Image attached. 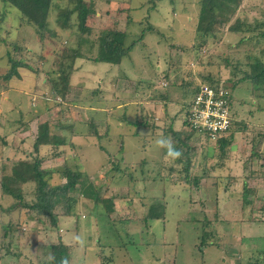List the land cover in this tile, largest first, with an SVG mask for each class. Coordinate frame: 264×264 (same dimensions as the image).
<instances>
[{"label":"rangeland","instance_id":"rangeland-1","mask_svg":"<svg viewBox=\"0 0 264 264\" xmlns=\"http://www.w3.org/2000/svg\"><path fill=\"white\" fill-rule=\"evenodd\" d=\"M114 1L98 2L96 20L89 22L94 24L88 34L90 43H81L84 58L76 60L78 70L72 82L84 87L75 86L68 103L58 105L45 76L52 70V61H56L54 48L59 51L58 61L67 47L76 45L73 33L78 32L77 16L73 18V29L62 30L57 19L59 9H55L50 17L51 28L62 38L47 40L41 50L35 28L25 24L18 31L19 12L9 8L7 20L12 37L20 32L19 37L34 50L26 54L30 64L35 67L41 62L40 53L46 63L37 66L41 80L22 67L21 77L9 81L13 90L7 92L3 106L9 109L4 120L10 121L5 124L0 120V126L5 125V129L0 128V158L8 160L0 162V187L3 172L11 173L19 161L15 159L23 161L22 170L32 168L28 162L37 154L30 152L38 126L46 120L52 135L62 133L61 124L76 121L77 150L65 145L41 147L42 166L59 169L66 161L71 168L91 174L94 187H90L89 197L81 195L76 200L73 215L65 216L56 208L58 230L49 217L34 216L21 204L35 200L34 183L25 186V198L20 201L0 188V264H50L51 245L59 240L70 245L69 264H248L258 260L264 252V110L254 112L252 119L250 110L264 109V90L254 92L245 81L232 90L234 110L250 125L248 131L236 134L232 158L222 167L218 165L225 158L218 145L205 138L197 139L195 164L213 169L210 179L199 184V189H193L191 182L161 178L159 162L164 150L156 147L155 140L161 135L170 136L165 131L170 116L178 114L174 125L176 129L182 127L180 105L173 102L165 109L159 102L163 84H174L168 91L180 102L185 98L182 81L196 76L195 82L202 81L198 71L212 70L232 84L243 77L254 56L264 59V41L257 43L252 38L241 43L244 33L230 32L224 26L209 37L206 48H192L199 0H160L152 11L151 0H132L134 22L129 25L125 15L116 13L118 0ZM3 7L0 0V11ZM106 9L122 17L119 27L127 29L128 43L137 39L150 23L158 29L147 30L130 55L117 64L93 59L101 30L113 27V17L104 14ZM220 13L231 15V23L237 17L248 23H264V0H224ZM201 56L204 64L209 60L212 64L205 68L198 64ZM5 65L0 59L1 70ZM167 71L168 81L163 79ZM87 89L99 92L91 94ZM20 115L29 124L25 130L24 124L18 122ZM90 119L94 121L91 123ZM90 126L100 134H108L101 139L90 136ZM13 129L19 131L11 133ZM69 131L70 128L64 131L67 138ZM63 149L66 159L63 155L47 158ZM199 168L196 171L201 173ZM250 172L254 175L250 176ZM53 173V186L65 182L58 172ZM231 177L238 181H230ZM246 199L250 202L245 204ZM159 200L166 203L165 219L145 220L150 205ZM76 235L84 239L83 247L74 242Z\"/></svg>","mask_w":264,"mask_h":264},{"label":"trees","instance_id":"trees-1","mask_svg":"<svg viewBox=\"0 0 264 264\" xmlns=\"http://www.w3.org/2000/svg\"><path fill=\"white\" fill-rule=\"evenodd\" d=\"M107 1L108 3L114 4V0H2V3L5 7L0 11V59L4 60L6 65L5 68L0 72V93L6 89L11 88L9 81L14 76L20 75V68L32 69L37 77L41 75V66L45 65V57L42 53L39 54L40 63L35 67L30 64L29 59L26 58V54L33 52L34 50L26 45L25 40L20 38L19 35L12 37V28L8 24V16L11 13L9 8H15L19 12V24L16 27L19 31L23 25L29 24L35 28L37 39L41 50H43L48 43L47 40L57 41L62 38L60 33L52 30L51 20L53 11L59 9L57 19L60 22V27L62 30L73 29L74 25V16H77V29L78 32H74L75 39L77 41L75 46L67 47V50L64 51L61 59L57 61V52L58 49L54 48L53 55H56L55 59L52 61L51 68L46 74V84L49 86L50 91L56 97L55 103L63 104L68 103L67 99L72 89L77 86L72 82L73 75L76 72V60L79 58H84L83 53L81 52V46L83 42L90 43V34L94 30V24H89L92 19L96 20V14L98 12V2ZM160 0H151L150 8L151 11L157 8V4ZM174 1V0H171ZM224 0H199V12L197 14V24H196V36L195 44L192 48L201 49L208 46L209 37H213L216 33L223 30L224 26H228V31L230 32H243L244 35L241 37L240 42H248L252 38L258 42L264 41V23L262 21H257L256 23H248V21L237 17L233 23H231L232 16L221 14L222 5ZM117 10L118 15H125L126 24L134 22L132 15V0H118ZM114 12L106 9L104 14L107 16L113 17V27H105L101 30L100 36L98 37V52L97 55L93 58L95 61L108 62L112 64L121 63L123 58L130 55L132 48L135 46L136 42L145 35L147 30L157 31L158 29L152 23L148 27H144V30L140 36L133 40L132 43H128L129 33L127 29H122L120 22H122L121 16L113 15ZM95 17V18H94ZM149 20V17L146 18ZM17 31V32H18ZM251 33V35H247ZM246 34V35H245ZM141 37V38H140ZM70 43V42H68ZM71 44V43H70ZM198 52V50H196ZM200 51V50H199ZM264 55V50L262 51ZM197 59L198 64H203L204 68L207 65H211L212 61L209 60L204 64V59ZM59 58V56H58ZM249 69H245L244 75L240 80H234L233 83L220 79L212 70H204L199 72V76L202 81H196L197 76L189 77L186 80L182 81V93L185 96L184 100L180 102L171 97L170 92L168 91L170 86L173 83H166V87L163 86L162 93L160 94L159 101L164 104L165 109H167L168 104L177 103L180 105V112L182 115V127L176 129L175 122L178 118V114L175 116L168 117L169 126L165 128V131L170 134V137L173 139V142L178 150L182 152V157L177 160H171L166 158V151L162 154V158L159 162L160 175L162 179L170 178L171 180L179 179L184 182H191L194 184L193 189H199L200 185L204 180L210 179L209 176L212 174V168L207 169L206 165H196V141L199 138H205L209 141L215 142L220 151L221 156L225 158L224 161H220L219 166L226 164L233 155V146L234 140L237 133L242 131H248L250 123L247 119L239 117V112L235 111L234 99L232 90L240 85L241 81H245L251 84V89L255 91L264 90V59L259 56H254L253 59L248 63ZM165 78V79H164ZM164 80H169V71L163 75ZM202 83H207L213 86H219L223 84L225 87L230 89V94L228 95V100L231 108V124L230 127L218 135V137L213 140L210 135L206 132H199L192 124V102L195 94L199 90V87ZM242 83V82H241ZM154 84V83H153ZM174 85V84H173ZM91 94L99 92V89H87ZM264 97V95H263ZM57 99H60L59 101ZM57 101V102H56ZM73 102V101H72ZM70 101V103H72ZM243 102V101H242ZM243 104V103H242ZM264 110L262 107L253 108L250 110L251 117L254 118L256 111ZM68 111V110H67ZM66 111V112H67ZM254 113V115H253ZM24 119L21 117V122ZM91 123L94 119H90ZM76 121H70L68 123L61 124L62 133L60 135H52L50 133V123L48 120L42 122L38 126V132L33 144V151L30 154H37L33 161L28 163L32 164L30 170H22L20 168V159L16 164H14L11 173H4L1 177V188L3 193L13 196L16 200L20 201L25 198V186L28 183H34L35 189V200L30 202L27 201L23 204L30 209L29 212H32L34 216L46 215L51 219V222L55 227L60 225L58 214L56 208L62 210L63 215L71 216L73 215V208L76 203V200H79L81 195L89 197L91 194L90 187H94L92 180V175L87 174L84 171L76 170L71 168L66 161L59 169H49L42 166L44 157L39 156L41 154V147L45 146H64L77 150L76 142L73 137L71 139L67 138L64 131H67L70 128V132L74 136L76 133ZM264 129V128H263ZM90 130V131H89ZM87 134L90 136H96L98 139L103 138L108 133L100 134L95 127L88 128ZM16 130H12L11 133H15ZM6 142V141H5ZM66 149V148H65ZM60 150L57 153L47 156V158L65 156L67 158L66 150ZM255 154V153H253ZM8 159L0 158V161H6ZM171 161V163L169 162ZM245 165L248 163L245 161ZM167 166V164H169ZM244 165V166H245ZM168 170L166 171L165 169ZM201 167V173L196 171V168ZM3 169V167H1ZM116 168L119 169V165L116 163ZM210 170V171H209ZM4 171V169H3ZM56 171L59 173L60 177L65 179V182L53 186L51 183L53 172ZM209 171V172H208ZM264 176V172H262ZM250 176L254 175L253 172L249 173ZM91 183L88 185V182ZM230 181H238L236 177H231ZM246 185V182H244ZM230 186V185H229ZM227 186V187H229ZM246 187V186H244ZM245 192V190H244ZM78 195V196H77ZM246 197V193H244ZM96 198H99L96 196ZM22 202V201H21ZM249 200H245V204L249 203ZM14 209V208H13ZM166 213V203L164 201L154 202L148 208V213L144 216L145 220L148 219H165ZM36 218V217H35ZM38 218V217H37ZM60 239V237H59ZM65 243H62L59 240L58 243L52 244L51 248L55 256V261L50 262V264H61L62 258H67L69 261V247ZM256 261H251L248 264H264V252L261 253Z\"/></svg>","mask_w":264,"mask_h":264},{"label":"built area","instance_id":"built-area-1","mask_svg":"<svg viewBox=\"0 0 264 264\" xmlns=\"http://www.w3.org/2000/svg\"><path fill=\"white\" fill-rule=\"evenodd\" d=\"M229 94L230 89L223 84H201L191 107L192 124L199 132H206L212 139H216L230 127L232 118Z\"/></svg>","mask_w":264,"mask_h":264},{"label":"clouds","instance_id":"clouds-1","mask_svg":"<svg viewBox=\"0 0 264 264\" xmlns=\"http://www.w3.org/2000/svg\"><path fill=\"white\" fill-rule=\"evenodd\" d=\"M155 145L158 149H163L166 151V158L168 159L177 160L180 159L183 155L182 152L176 148L173 139L170 136L161 135L159 138L155 140ZM73 239L77 245L81 247L84 246L85 241L81 236L76 235ZM49 260L54 262L55 256L50 255ZM61 264H69L68 259L62 258Z\"/></svg>","mask_w":264,"mask_h":264},{"label":"crops","instance_id":"crops-1","mask_svg":"<svg viewBox=\"0 0 264 264\" xmlns=\"http://www.w3.org/2000/svg\"><path fill=\"white\" fill-rule=\"evenodd\" d=\"M76 66H78L77 64H76ZM30 71H32V72H34L32 69H29ZM77 70H78V68H77ZM76 70V71H77ZM0 72H1V67H0ZM35 73V72H34ZM14 77H21V71H20V75L19 76H14ZM13 77V78H14ZM13 78H11V80L13 79ZM36 80H41V75L39 76V77H37V74L35 73V77H34ZM10 80V81H11ZM72 81H73V79H72ZM11 84V83H10ZM79 88H83L84 86H83V84L82 83H78V84H76ZM11 90H13V88H12V85H11V88H9V90L7 89V91H2L1 93H0V120H2V121H5L4 120V116H7L8 114H7V112H8V108L7 107H4L3 105H4V103H5V101L7 100V98H8V96H7V92H9V91H11ZM4 93H6V94H4ZM20 110H21V108H19ZM20 116H22V118H23V115H20ZM174 116V115H173ZM8 121H10V120H8ZM8 121H5V124H6V122H8ZM1 122V121H0ZM18 122L19 123H21V124H24V127H22L24 130H25V127H29V124H26V122H21V119H19L18 120ZM0 128H3V129H5V125H4V123L0 126ZM17 131H19V130H17ZM16 131V132H17ZM75 135L73 136L72 135V132H70L69 131V139H71L72 137H73V139H74V137L78 134V132H77V130L75 131ZM83 134H85V133H83ZM75 141V140H74ZM62 148H63V146H62ZM67 156V155H66ZM1 162V161H0ZM1 188V187H0Z\"/></svg>","mask_w":264,"mask_h":264}]
</instances>
